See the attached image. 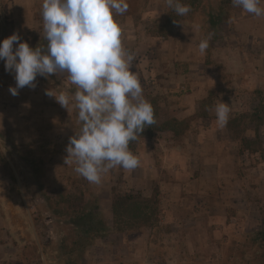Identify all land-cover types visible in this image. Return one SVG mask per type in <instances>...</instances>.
<instances>
[{
  "label": "rangeland",
  "instance_id": "rangeland-1",
  "mask_svg": "<svg viewBox=\"0 0 264 264\" xmlns=\"http://www.w3.org/2000/svg\"><path fill=\"white\" fill-rule=\"evenodd\" d=\"M127 2L128 11L115 19L131 36L123 44L140 63L138 69L133 63L132 70L143 97L148 102L156 99L161 120L180 119L181 133L157 132L139 145L145 141L156 148L160 140L172 139L187 152L193 151L202 134L194 129L216 119V114H207L209 109L228 103L230 119L251 111L264 99V16L227 7L226 20L211 26L209 13L221 0H201L192 18L177 15L166 0ZM35 4L0 0V44L19 34L20 42L33 48L46 45L40 30L43 19L39 10L32 12ZM209 37V48L201 55L198 45ZM188 52L194 53L189 61L176 60ZM35 83L34 89L25 86L13 96L9 89L16 86L15 73L7 71L5 61L0 60V264H62L65 255L52 245L45 248L50 237L58 241L66 234L60 230L63 217L55 213L62 206L59 195L99 199L109 230L87 250L88 264H264V245L253 238L254 230L264 226V175L254 170L261 161L255 158L257 154L241 157L238 170L248 188L263 191L259 202L255 203L253 194H246L249 201L232 197L235 206L227 211L210 204L212 196L186 197L181 187L166 185L168 169L160 175L156 169L136 172L118 166L100 184H92L75 171V162H65L69 138L79 129L78 109L73 103L68 111L45 94L54 89L74 95L76 86L66 72L38 75ZM192 94H199L198 100L188 98ZM184 105L187 108L181 111ZM263 133L264 125L258 133L262 144ZM231 134L241 152L246 150L241 138L256 139L254 127L238 138ZM200 162L196 159V170L181 177L190 179L192 189ZM151 171L156 172L154 178ZM128 193L141 202L139 217L133 213L115 217L113 196ZM255 217L261 222L252 226L249 222Z\"/></svg>",
  "mask_w": 264,
  "mask_h": 264
},
{
  "label": "clouds",
  "instance_id": "clouds-1",
  "mask_svg": "<svg viewBox=\"0 0 264 264\" xmlns=\"http://www.w3.org/2000/svg\"><path fill=\"white\" fill-rule=\"evenodd\" d=\"M264 0H232L234 7L256 17L264 16ZM177 15L190 12L180 0H166ZM129 9L127 0H43L42 19L46 45L31 47L13 34L0 44V60L15 73L13 96L28 86L35 88L37 76L68 73L76 86L74 95L48 89L45 94L68 109H78L79 129L69 138L66 164L75 162V171L89 183L100 184L115 167L133 170L140 159L130 143L156 123L154 108L143 97V88L132 70L136 57L123 44V31L115 19ZM209 38L198 45L201 55ZM14 44L17 45L14 49ZM216 122L227 125L228 103L215 105Z\"/></svg>",
  "mask_w": 264,
  "mask_h": 264
},
{
  "label": "crops",
  "instance_id": "crops-1",
  "mask_svg": "<svg viewBox=\"0 0 264 264\" xmlns=\"http://www.w3.org/2000/svg\"><path fill=\"white\" fill-rule=\"evenodd\" d=\"M31 1L36 3L34 6L35 9L32 12L39 10L38 12L42 17V9L38 8V5L41 4L42 6L43 0ZM40 30L43 31V28ZM122 31L123 41L124 39L129 40L131 36H129L127 31L123 28ZM167 52L168 54L170 53V55L172 54L170 50ZM192 54L194 53H181L176 60L189 61L192 57ZM172 61L173 60H171V62ZM138 64L140 65V63L134 61V66L137 69L139 68ZM188 98L193 101H196L198 100L197 98H199V94H192ZM171 100L175 101L176 99L173 98ZM197 103H195V108H191V110L194 111L193 114L197 112ZM185 106L186 105L183 106L181 111L184 109L186 110L187 107ZM207 114L210 117L215 116V109H209ZM208 115V118L206 119H210ZM203 117L204 116H202V118ZM213 122L207 121L205 123L206 126H203L201 123L197 125L196 129H194L195 132L198 133L201 131L202 134L198 135L200 137L197 138V141L195 143L193 142V151L187 152L185 146H181L180 143L172 139L166 142L160 140L156 148L152 146H147L145 141L141 142V146L136 153V155L140 159V165L133 170L139 172L145 169H156L159 172H157V174L161 175L164 173V170L168 169L166 185L170 187H181V190L186 197H189L192 194L200 197L204 195L207 197L212 196L214 198L210 199V204H212L216 208L221 207L225 211H227L228 207L235 206V200L232 199V197H238L239 199H241V201H247V196L253 194V196L255 197V203H258V200L262 196L263 191L259 188H248V185L245 184V179L240 175L238 170L240 161L243 160L240 158H245L246 153L248 152H241L239 141L232 138L231 131L227 128V126H217L216 119H213ZM262 140L264 153V137L262 138ZM187 145H189V143ZM255 158L257 160L261 159V161L257 164V166H254V170L257 172V174L259 173L261 176H263L264 154H257ZM196 159L201 160L199 166L197 167L200 173L198 174V176L193 178L192 182L193 184H195V186L194 189H192V186H189L190 179H184L181 177L184 174L189 173L190 171L196 170V167L194 168ZM157 165L161 166L158 167ZM161 167L162 169H160ZM155 173L156 172L153 173L151 171V178H154V176H156ZM164 176H166V174ZM221 208L218 210L219 212L222 211ZM254 211L255 209L253 210V212ZM258 211L260 213V208ZM257 218L255 217V219L251 220L249 224H252V226L260 224L261 221Z\"/></svg>",
  "mask_w": 264,
  "mask_h": 264
},
{
  "label": "trees",
  "instance_id": "trees-1",
  "mask_svg": "<svg viewBox=\"0 0 264 264\" xmlns=\"http://www.w3.org/2000/svg\"><path fill=\"white\" fill-rule=\"evenodd\" d=\"M201 0H180L182 4L190 5L191 10L187 14L188 17H193L200 6ZM233 7L232 0H221L218 8H214L209 13L208 24L211 26H218L226 19V8ZM238 8V7H235ZM194 21L193 19H189ZM262 95V91H258ZM150 103L154 108L156 123L152 126H146V129L138 136L136 141L130 143V150L134 154L137 153L141 145L140 140L152 137L157 132H178L180 121L177 118L168 120H161L159 105L154 97L150 98ZM264 125V99L260 100L258 105L254 106L249 112H244L236 115L228 120L227 128L233 132L235 137L241 136V133L246 132L250 127L255 128L256 139L254 141L241 138L242 144L245 146L244 151L251 154H262L263 144L259 138V127ZM142 142V141H141ZM254 144L255 147H251ZM243 151V152H244ZM58 204H62L55 213L59 217H63L60 222L61 231H65V237L54 241L53 236L45 243V248L52 245L54 251L60 255H65L62 264H88L85 259L87 250L93 246L95 240L102 237L109 230L107 220L102 215L101 204L97 197L91 200H85L83 195L75 197H66L59 195ZM140 201L135 195L132 194H115L112 201V212L115 217L122 214L133 213L134 216L139 217L142 207ZM52 232V231H51ZM254 241L264 245V226L257 228L253 233Z\"/></svg>",
  "mask_w": 264,
  "mask_h": 264
}]
</instances>
